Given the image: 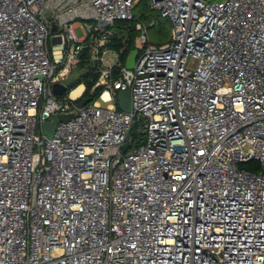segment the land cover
Instances as JSON below:
<instances>
[{"label":"built area","instance_id":"built-area-1","mask_svg":"<svg viewBox=\"0 0 264 264\" xmlns=\"http://www.w3.org/2000/svg\"><path fill=\"white\" fill-rule=\"evenodd\" d=\"M134 1L0 0V264H264V0Z\"/></svg>","mask_w":264,"mask_h":264},{"label":"rangeland","instance_id":"rangeland-1","mask_svg":"<svg viewBox=\"0 0 264 264\" xmlns=\"http://www.w3.org/2000/svg\"><path fill=\"white\" fill-rule=\"evenodd\" d=\"M132 14L135 18H140L147 25V35L150 43L163 45L170 42L171 22L168 18L162 17L151 7L150 0H135L132 7ZM74 34L77 39H81L83 37V33L80 28H76L74 30ZM81 72H84V69H73L64 81L65 85L73 86ZM99 102L102 107L107 105V103L102 102L101 100H99Z\"/></svg>","mask_w":264,"mask_h":264},{"label":"trees","instance_id":"trees-1","mask_svg":"<svg viewBox=\"0 0 264 264\" xmlns=\"http://www.w3.org/2000/svg\"><path fill=\"white\" fill-rule=\"evenodd\" d=\"M119 25L125 24L124 22L118 23ZM136 37V32L133 29H130L128 32H121L119 36H115L112 39L111 47H113L116 50L121 51V59L124 61L126 57L129 55V53L134 49V38ZM79 69H84V72H81L79 74V77L77 81L72 86L75 87L81 83L85 84V92L84 97L91 98L92 101L96 100L99 96V94L102 91L101 87H96L92 90L93 83L96 81L97 76L95 74H92V71L90 68H85V66L82 64ZM92 80V82H90ZM135 139H138L139 142L142 141L141 134L139 137H136V133L133 134ZM254 163L249 164L248 166L251 168H255Z\"/></svg>","mask_w":264,"mask_h":264},{"label":"water","instance_id":"water-1","mask_svg":"<svg viewBox=\"0 0 264 264\" xmlns=\"http://www.w3.org/2000/svg\"><path fill=\"white\" fill-rule=\"evenodd\" d=\"M137 51L132 50L125 62V67L127 69H132L134 67L135 59H136ZM65 91V87L61 85H54L53 92L57 95L62 94ZM117 100V107L119 110L123 112H129L131 109V102H130V96L127 92H118L116 95ZM91 101L90 98H82L80 102L76 105L77 109L82 108L86 103H89ZM76 115V110L67 113V114H59L57 117L53 118L50 122H45L42 125V131L43 134L47 138H51L53 136L54 130L56 125L59 122H68L72 120ZM127 146L123 147V150H125Z\"/></svg>","mask_w":264,"mask_h":264},{"label":"bare ground","instance_id":"bare-ground-1","mask_svg":"<svg viewBox=\"0 0 264 264\" xmlns=\"http://www.w3.org/2000/svg\"><path fill=\"white\" fill-rule=\"evenodd\" d=\"M81 89H82V87H78V88L73 92V95H76Z\"/></svg>","mask_w":264,"mask_h":264}]
</instances>
